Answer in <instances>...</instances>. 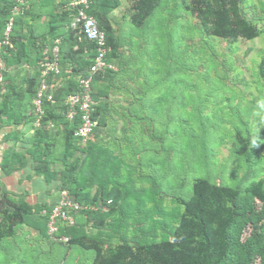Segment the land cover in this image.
Segmentation results:
<instances>
[{"label": "trees", "instance_id": "1", "mask_svg": "<svg viewBox=\"0 0 264 264\" xmlns=\"http://www.w3.org/2000/svg\"><path fill=\"white\" fill-rule=\"evenodd\" d=\"M71 1L25 0L14 16L9 43L3 47L6 70L0 85V128L32 124L34 130L26 151L29 159L15 150V131L8 132L2 140L12 141V145L0 162V246L4 239L13 240L18 227L23 225L36 230L40 239L54 241L47 233L52 204H30L22 196L8 192L1 183L2 175L31 167L47 184L56 183V193L67 189L76 201L94 207L80 211L84 222L77 218L75 225L59 229V234L69 236V247L92 252L91 264H264V171L258 170L260 150L264 149V125L256 138L259 145L252 146L253 137L243 145L246 172L240 178L229 184L209 176H194L188 195H176L172 199L175 206L168 209L163 204V189L157 178H147L138 166L128 163L116 151L115 145L99 140L108 125L113 86L126 87L122 56L132 50L128 45L135 35L132 27L142 33L147 31L150 36L146 43L153 46L152 57L160 55L151 69L153 77L148 79L154 91L172 88L173 84L178 87L182 82L187 85L186 79H180L185 76L182 68L189 64L185 57L176 60L177 69L165 63L164 74L167 72L169 78L161 75L163 53L155 30L158 21L154 18L162 0H130L128 39L115 26L112 15L121 0H91L87 12L104 31L109 47L106 58L116 63V69L93 76L92 116L97 124L84 147L79 145L76 135L81 124L80 112L77 109L68 118L65 99L79 90L78 78L87 76L96 49L92 41L71 26L79 7L71 5ZM244 2L181 0L180 4L174 0L168 16L177 21L183 8L195 16L206 35L230 42L264 36V27H258L244 13ZM16 4L15 0H0V41ZM56 39L59 70L46 76L52 99L43 97L44 115L40 125L34 126L33 99L41 80L40 62ZM170 51L166 57L177 59L179 48L172 44ZM257 73L264 87V56L258 62ZM118 79L121 84L116 87L117 82L113 81ZM155 95L154 102L162 100L159 93ZM143 97H133V105ZM50 122L53 126H49ZM126 138L133 142V137ZM57 152L59 158L55 157L62 163L59 170L50 167ZM140 178L150 179L151 186H139ZM114 239L117 241L113 244Z\"/></svg>", "mask_w": 264, "mask_h": 264}, {"label": "rangeland", "instance_id": "2", "mask_svg": "<svg viewBox=\"0 0 264 264\" xmlns=\"http://www.w3.org/2000/svg\"><path fill=\"white\" fill-rule=\"evenodd\" d=\"M173 1L162 0L154 18L163 53L159 67L167 79L165 63L177 69L176 63L185 57L189 64L182 68L185 76L180 79H186L187 85L182 82L178 87L173 84L172 88L154 91L148 79L153 77L151 69L160 55L152 57L153 46L146 43L150 34L132 27L135 35L128 42L132 50L122 56L126 87L120 89L118 79V89L112 88L108 125L99 136L104 143L115 145L141 174L157 178L168 209L175 206L172 199L176 195H188L194 176H209L229 184L240 178L246 172L243 145L248 138L258 139L264 125V87L257 73L264 56V36L234 42L208 36L195 16L183 8L177 21L170 19ZM178 2L181 4V0ZM130 6V0H121L112 13L115 26L127 39L131 32ZM242 8L258 27H264V0H245ZM172 44L179 48L180 56L169 60ZM155 93L162 100L154 102ZM142 95L145 97L133 105V97ZM126 137H133V142ZM260 154L258 170L263 173V148ZM137 182L139 186H151L150 179ZM0 247V264H91V251L44 241L25 225L18 227L13 240L4 239Z\"/></svg>", "mask_w": 264, "mask_h": 264}, {"label": "built area", "instance_id": "3", "mask_svg": "<svg viewBox=\"0 0 264 264\" xmlns=\"http://www.w3.org/2000/svg\"><path fill=\"white\" fill-rule=\"evenodd\" d=\"M16 5L12 9V16L9 18L5 31L4 38L0 41V85L3 84L4 71L6 70V63L3 54L4 45L9 43V36L12 30L14 16L20 11V4H23L25 0H15ZM91 0H72L71 5L79 6L77 13L71 21V26L78 29L87 39L95 44L96 54L93 58V62L89 67L87 76L78 78L79 90L75 93L68 95L65 99V104L68 106L67 117L72 118L74 113L78 109L81 116V124L76 132L79 137V145L84 147L87 143L93 128L96 126L97 121L93 118L92 113L94 111V100L92 97V80L93 76L106 69H113L114 64L108 61L106 56L109 51V47L105 38V33L100 29L96 19L90 15L87 10L89 9ZM58 42L55 40V44L52 49L44 51V58L40 62L41 67V80L36 97L33 99L34 113L36 114V120L34 126H39L40 121L44 115L43 97H47L51 100L52 97L49 94L50 86L47 84L46 76L50 72L57 73L58 66ZM49 126H53L50 122ZM87 208H94L88 205L82 204L76 201L69 193L67 189H62L58 192L57 199L52 204L48 214L47 221V233L49 237L54 241L68 242L69 236L65 234H59L60 227H70L76 224V216L81 210Z\"/></svg>", "mask_w": 264, "mask_h": 264}, {"label": "crops", "instance_id": "4", "mask_svg": "<svg viewBox=\"0 0 264 264\" xmlns=\"http://www.w3.org/2000/svg\"><path fill=\"white\" fill-rule=\"evenodd\" d=\"M120 7V6H119ZM118 7V8H119ZM116 10V9H115ZM114 68L116 69V63L113 61ZM117 81H113V84ZM114 89L115 86H113ZM112 94V93H111ZM33 126L31 125H17V126H3L0 128V162L3 157V153L12 145V141H2L3 137L10 131H15L17 139L15 140V150L22 152L29 159L27 155V149L31 144V138L33 135ZM60 152H57L55 156H59ZM59 158V157H58ZM50 164L51 169L59 170L62 168V163L57 158ZM2 186L6 188L8 192H12L17 196H22L30 204L46 202L53 204L56 198L55 182L47 184L41 175L34 173L31 167L20 168L15 170L9 175H2L1 177ZM80 218L83 216H76ZM84 219V218H83ZM81 220L84 222V220ZM30 228V227H29ZM37 234L36 230L31 228Z\"/></svg>", "mask_w": 264, "mask_h": 264}, {"label": "clouds", "instance_id": "5", "mask_svg": "<svg viewBox=\"0 0 264 264\" xmlns=\"http://www.w3.org/2000/svg\"><path fill=\"white\" fill-rule=\"evenodd\" d=\"M257 145H259L258 142H257V139L253 138L252 139V146H257Z\"/></svg>", "mask_w": 264, "mask_h": 264}]
</instances>
